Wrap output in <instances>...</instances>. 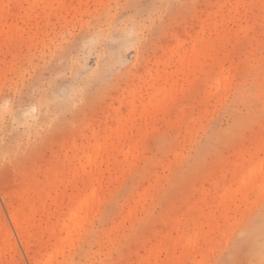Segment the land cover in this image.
<instances>
[{"label": "rangeland", "instance_id": "1", "mask_svg": "<svg viewBox=\"0 0 264 264\" xmlns=\"http://www.w3.org/2000/svg\"><path fill=\"white\" fill-rule=\"evenodd\" d=\"M14 1L0 264L52 253L78 194L85 224L53 264H264V0Z\"/></svg>", "mask_w": 264, "mask_h": 264}, {"label": "bare ground", "instance_id": "2", "mask_svg": "<svg viewBox=\"0 0 264 264\" xmlns=\"http://www.w3.org/2000/svg\"><path fill=\"white\" fill-rule=\"evenodd\" d=\"M14 2L15 4H17L14 0H0V33L2 32V27L3 26H9L7 24V20L8 18H12V13L10 11V4L11 2ZM0 40H1V36H0ZM183 60H185V56H182ZM163 92L160 91L154 98H153V103L156 104L157 100L160 99V97L162 96ZM141 111L146 112V105H141L140 106ZM92 152H96V151H92ZM92 152H90L89 154H87L86 158V163L87 164H91L90 166H93V164L95 165V159L93 160V155ZM97 155V153H96ZM95 155V157H96ZM256 170H260L261 166L257 165L255 167ZM56 179L54 178L53 182ZM96 193V190L92 191V195H94ZM22 195V191L20 190L18 192V197H20ZM42 199V197L40 198V200ZM90 196H82L80 194H78L77 196V202L76 205L71 209V211L69 213L66 214V218L64 220V222L60 225V232L63 233V236H59L58 238V242L56 244V247L54 248V251L52 253H50L49 255L45 256V258H42V260L38 263V264H53V258L56 254H59L62 252V249L64 248V246L67 245H71V239L74 236L75 233H77L85 224V217L87 215V212L89 211V206H90ZM27 202L24 203L23 206H19L17 208H12L10 210V216L12 218V221L14 223V226L16 227V229L18 230L19 236L20 237H25L27 235L28 232V228H30V220L35 216V214L37 213V208L32 210L30 212V215H28L27 217L25 215H23L21 212L22 210L27 206ZM3 243L5 245H9L8 241H7V237L3 236L1 237ZM4 245V246H5Z\"/></svg>", "mask_w": 264, "mask_h": 264}]
</instances>
